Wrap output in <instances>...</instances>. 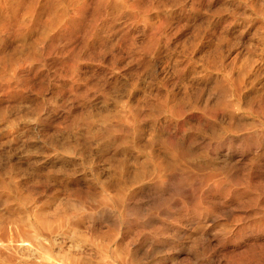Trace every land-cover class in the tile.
Here are the masks:
<instances>
[{"label":"bare ground","instance_id":"6f19581e","mask_svg":"<svg viewBox=\"0 0 264 264\" xmlns=\"http://www.w3.org/2000/svg\"><path fill=\"white\" fill-rule=\"evenodd\" d=\"M94 1L0 0V120L28 114L30 94L48 87L43 66L66 68L59 76L84 97L79 71L100 60L103 11L112 21L123 9L146 15L136 0ZM256 14L259 39L207 49L201 71L181 77L183 93L151 99L153 64L144 60L124 84L140 95H129L118 120L74 110L54 124L59 133L43 123L38 178L34 162L0 157V264H264V120H241L248 111L264 118V13ZM166 22L146 24V48ZM195 79L202 103L190 92ZM189 108L198 120H173Z\"/></svg>","mask_w":264,"mask_h":264},{"label":"rangeland","instance_id":"374dc122","mask_svg":"<svg viewBox=\"0 0 264 264\" xmlns=\"http://www.w3.org/2000/svg\"><path fill=\"white\" fill-rule=\"evenodd\" d=\"M136 1L145 11L144 18L139 16V9L135 11L123 9L120 11L121 18L112 21L111 12L103 11L97 24L102 41L96 46L102 44L99 47L104 49L94 52V56L100 60L92 64H82L79 71L89 81L90 86L84 97H78L70 91L69 77L62 78L67 72L66 68L43 66L42 85L46 84L48 87L42 95L30 94L31 109L28 114L25 117L17 115L15 120H0V157L4 164L8 165L17 158H21L23 163L31 161L37 164V172L32 169L30 175L35 179L38 175L41 176L44 148L39 147L37 150L33 146L34 142L39 140L38 129L43 123H50L53 124L51 132L59 133L54 124L58 120H63L69 111H93L97 118L107 114L111 115V120H118L117 116L126 111L125 100H128L129 95L132 94L130 100L133 102H136L137 95H140V91H134L129 85L124 84L138 78L144 60H149L153 64L148 74L149 81H145L146 89L149 84L150 98L153 99L157 93H166L168 90L183 93L181 77L191 79L201 71L203 62L200 57L203 52L207 53V49L211 50L216 45H221L227 50L229 47L227 41L231 39L242 36L244 43L260 37L254 34V30L256 24L262 20L256 12L257 9H261L264 13V0ZM94 4L93 0L91 5ZM232 12L235 13L233 17ZM164 16L167 17V22L158 32L156 45L146 48V24L150 22L159 24ZM220 37L226 38V41H221ZM263 38L264 36H261V40ZM191 44L199 48L193 51ZM69 46V42L63 43L64 49ZM241 48L246 51L244 45H241ZM114 54L120 55V58L115 59ZM60 73L62 76H59ZM260 77L264 82V74ZM40 81L42 82L41 79ZM60 81L67 82L66 86H58L57 82ZM189 84L192 86L190 92L199 93L198 101L202 103L203 81L190 80ZM52 85L55 87L52 88ZM198 113L199 110L189 108L183 118L173 120H198ZM219 117L217 120H228L223 116ZM241 120L264 118L248 111ZM11 130L13 134H9ZM14 135L17 139L12 140ZM19 178L24 182L29 179L18 175ZM42 188V184L36 186L37 191ZM147 193L146 196H150L153 191ZM220 223L226 226L229 224L227 220Z\"/></svg>","mask_w":264,"mask_h":264}]
</instances>
